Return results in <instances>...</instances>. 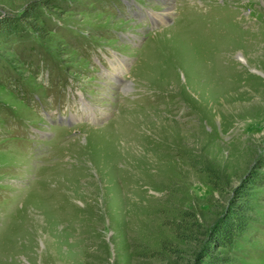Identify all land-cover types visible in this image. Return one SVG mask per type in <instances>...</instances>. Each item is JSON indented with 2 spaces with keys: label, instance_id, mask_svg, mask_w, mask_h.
Returning a JSON list of instances; mask_svg holds the SVG:
<instances>
[{
  "label": "rangeland",
  "instance_id": "rangeland-1",
  "mask_svg": "<svg viewBox=\"0 0 264 264\" xmlns=\"http://www.w3.org/2000/svg\"><path fill=\"white\" fill-rule=\"evenodd\" d=\"M2 20L0 264H197L246 187L224 252L264 264V0H0Z\"/></svg>",
  "mask_w": 264,
  "mask_h": 264
},
{
  "label": "trees",
  "instance_id": "trees-1",
  "mask_svg": "<svg viewBox=\"0 0 264 264\" xmlns=\"http://www.w3.org/2000/svg\"><path fill=\"white\" fill-rule=\"evenodd\" d=\"M40 7L41 5L38 2L30 4L28 12L21 19L19 18L17 20L19 21L18 23L34 19L35 13ZM13 22H4L2 20L0 22V31L1 29H5L8 32L13 31ZM30 23L28 22V25L33 26ZM248 189L246 187L237 191L238 196L233 200L232 205L222 219L218 221L215 229L209 233L208 240L199 253V261L197 264H232V259L227 254V251L232 249L237 240L246 232L252 221L251 204L253 194Z\"/></svg>",
  "mask_w": 264,
  "mask_h": 264
},
{
  "label": "bare ground",
  "instance_id": "bare-ground-1",
  "mask_svg": "<svg viewBox=\"0 0 264 264\" xmlns=\"http://www.w3.org/2000/svg\"><path fill=\"white\" fill-rule=\"evenodd\" d=\"M170 10V9H169Z\"/></svg>",
  "mask_w": 264,
  "mask_h": 264
}]
</instances>
